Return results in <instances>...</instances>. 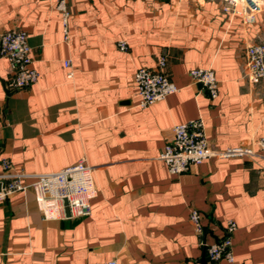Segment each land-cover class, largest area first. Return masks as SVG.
I'll use <instances>...</instances> for the list:
<instances>
[{
    "label": "crops",
    "instance_id": "obj_1",
    "mask_svg": "<svg viewBox=\"0 0 264 264\" xmlns=\"http://www.w3.org/2000/svg\"><path fill=\"white\" fill-rule=\"evenodd\" d=\"M56 1L0 0V33L26 31L40 72L38 83L15 88L0 59V189L3 158L24 182L84 159L98 195L89 216L60 220L43 218L32 189L8 195L0 201V264H212L207 246L229 219L238 226L236 262L264 264V150L256 144L264 81L244 77L247 46L264 41V13L246 25L220 0H70L66 42ZM163 57L178 90L142 108L135 71ZM200 67L214 70L217 98L192 81ZM196 117L213 149L256 154L214 156L171 174L158 157L173 126ZM192 208L203 215V235Z\"/></svg>",
    "mask_w": 264,
    "mask_h": 264
},
{
    "label": "built area",
    "instance_id": "obj_2",
    "mask_svg": "<svg viewBox=\"0 0 264 264\" xmlns=\"http://www.w3.org/2000/svg\"><path fill=\"white\" fill-rule=\"evenodd\" d=\"M69 1H56L66 42L71 37ZM220 1L223 2L224 11L239 16L246 25L255 24L264 13V0ZM118 46L120 50L125 51L128 42L121 40ZM31 50L26 31L13 29L0 33V59L5 58L8 61L13 76L12 86L15 88H25L39 82L40 72L33 64ZM165 65L166 59L163 57L156 68L143 66L135 71L134 82L140 107L146 108L163 101L178 90L176 84L164 72ZM65 66H70V62L65 61ZM72 76L73 72L69 71L68 77ZM190 76L194 83L201 84L207 89L212 99L218 97L219 81L212 68H193L190 70ZM244 77L251 83L264 81V41L247 46ZM256 144L264 150V135ZM255 154L251 148L213 149L206 137L204 119L196 117L173 126L171 139L158 158L166 164L171 174H182L210 157L228 158ZM1 164L4 169L2 177L6 182L0 189V201L14 192L32 189L36 204L46 220L81 218L91 214L92 201L98 195V189L94 178V166L84 159L58 171L33 174L30 182L23 181L24 174L13 171V166L7 158H3ZM190 221L194 231L203 235L205 232L203 215L198 209H191ZM237 227L236 221L229 219L225 235L207 246V256L212 264L222 259L230 264H247L237 263L232 250L233 234ZM105 264L117 262L112 260Z\"/></svg>",
    "mask_w": 264,
    "mask_h": 264
},
{
    "label": "water",
    "instance_id": "obj_3",
    "mask_svg": "<svg viewBox=\"0 0 264 264\" xmlns=\"http://www.w3.org/2000/svg\"><path fill=\"white\" fill-rule=\"evenodd\" d=\"M68 212V211H67Z\"/></svg>",
    "mask_w": 264,
    "mask_h": 264
}]
</instances>
